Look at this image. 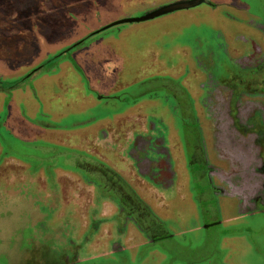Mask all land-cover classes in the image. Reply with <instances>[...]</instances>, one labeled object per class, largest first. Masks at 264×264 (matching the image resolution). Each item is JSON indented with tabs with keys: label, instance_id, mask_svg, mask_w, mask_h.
I'll return each instance as SVG.
<instances>
[{
	"label": "rangeland",
	"instance_id": "1",
	"mask_svg": "<svg viewBox=\"0 0 264 264\" xmlns=\"http://www.w3.org/2000/svg\"><path fill=\"white\" fill-rule=\"evenodd\" d=\"M176 1L0 0V264H264V204L230 194L207 105L264 100V0L109 26ZM111 128L150 139L155 176L81 148ZM87 158L93 198L53 171Z\"/></svg>",
	"mask_w": 264,
	"mask_h": 264
},
{
	"label": "crops",
	"instance_id": "2",
	"mask_svg": "<svg viewBox=\"0 0 264 264\" xmlns=\"http://www.w3.org/2000/svg\"><path fill=\"white\" fill-rule=\"evenodd\" d=\"M63 51L61 55L68 50ZM254 59L253 55L246 57L245 60L249 62L247 66H254ZM74 66L81 71L77 62H74ZM220 86L222 88L215 92V100L211 102L215 109L213 117H211L214 124V148L220 158L230 161L228 170L237 175L235 185L230 180H225L228 183L227 187H230V194L239 197L242 200V206L244 205L246 210H250V208H255L257 204H264V100L235 102L233 97L228 100L225 98L228 95L226 93L228 90L223 89L224 85ZM91 92L94 90L92 89ZM217 96H220L222 100H218ZM207 103L208 106L211 105L210 102ZM127 116L126 114L119 116L117 124L122 123ZM117 129L121 130L120 127ZM104 136L103 146L106 152H102V156L95 152L94 141L90 142L91 146L87 144L82 145L81 148L85 149L88 154H97L104 161L111 163L108 152L112 153L113 147L111 145L117 144L122 152L119 155L120 160L128 163L127 158L129 159L127 167L131 173L133 172V175L138 173L143 178L155 176V160L147 156V152L151 148L150 139L147 136L132 134V131L125 130L115 132L112 131V128ZM158 141L162 142L159 138ZM143 154L146 155L143 157ZM111 168L113 167H106V170L109 171ZM53 171L62 174V176H57L58 181L61 182V178L65 177V179L71 180V184H85L90 189L91 198L95 197L93 193L96 191L98 183L94 178L89 177L88 173L101 171L88 158L86 161L80 162L79 165L55 166ZM117 171L122 172V169ZM258 172H262L263 175H257ZM243 173L251 174V176L245 179ZM63 174L65 175L63 176ZM159 182L166 185L167 181L163 176ZM234 188H241L242 190L237 191ZM255 192H258V196H255ZM76 196L80 197L81 195L76 194ZM110 203L109 205L116 206L114 200Z\"/></svg>",
	"mask_w": 264,
	"mask_h": 264
},
{
	"label": "water",
	"instance_id": "3",
	"mask_svg": "<svg viewBox=\"0 0 264 264\" xmlns=\"http://www.w3.org/2000/svg\"><path fill=\"white\" fill-rule=\"evenodd\" d=\"M202 3L209 4L211 3V0H178L176 2H172L169 4L163 5L161 7H158L157 9L150 11L142 16L128 17V18L117 20L109 24V26L114 25V24L125 23V22H137V21L149 20V19H153V18H156L158 16H161V15H164L170 12H174L176 10L194 7Z\"/></svg>",
	"mask_w": 264,
	"mask_h": 264
},
{
	"label": "flooded vegetation",
	"instance_id": "4",
	"mask_svg": "<svg viewBox=\"0 0 264 264\" xmlns=\"http://www.w3.org/2000/svg\"><path fill=\"white\" fill-rule=\"evenodd\" d=\"M209 4H211V5H215L214 3H209ZM255 61H256V58L254 59ZM258 61H260V60H258ZM259 64V62H257V63H255L254 64V67L256 66V65H258ZM227 86V85H226ZM229 89V92H231L230 94H229V97H227V99L228 100H230V99H232V97H233V94H234V92H233V89L230 87V86H227ZM238 101H240V100H238ZM236 102V101H235ZM212 104V103H211ZM210 106V105H209ZM213 106V105H212ZM146 154H143L142 156L144 157ZM98 169H100V171H102V172H104L105 170H103L102 168H100V167H98ZM242 176V175H241ZM236 177H237V175H234L233 173H231V178H233L232 180H233V182H236ZM225 180H227V181H229L230 179H227L226 177H225ZM102 184V183H101ZM101 184H98V187H100L101 186ZM126 198L124 199H121V201H117V200H115L116 202H117V204H118V208H119V210L120 211H122V212H124V208H123V205H129V204H132V199H131V196H128V195H126L125 196ZM257 203H260V202H257ZM129 218H131V217H129ZM136 224H137V222H136ZM138 225V224H137ZM138 227H140L139 225H138ZM142 230V229H141Z\"/></svg>",
	"mask_w": 264,
	"mask_h": 264
},
{
	"label": "trees",
	"instance_id": "5",
	"mask_svg": "<svg viewBox=\"0 0 264 264\" xmlns=\"http://www.w3.org/2000/svg\"><path fill=\"white\" fill-rule=\"evenodd\" d=\"M100 30H101V29L97 30L96 32H98V31H100ZM96 32H93L92 34H94V33H96ZM84 39H85V38H84ZM63 52H64V51H62V52H60V53L54 55L50 60H52V59H54V58H57V57H58L59 55H61ZM50 60H48V61H50ZM48 61H47V62H48ZM43 65H44V64H43ZM15 85H18V83L16 82Z\"/></svg>",
	"mask_w": 264,
	"mask_h": 264
}]
</instances>
